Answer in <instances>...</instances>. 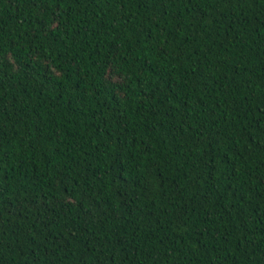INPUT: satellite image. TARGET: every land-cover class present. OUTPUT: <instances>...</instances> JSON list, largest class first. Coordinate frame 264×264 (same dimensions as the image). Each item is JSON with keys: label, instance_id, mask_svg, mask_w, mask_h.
I'll use <instances>...</instances> for the list:
<instances>
[{"label": "trees", "instance_id": "obj_1", "mask_svg": "<svg viewBox=\"0 0 264 264\" xmlns=\"http://www.w3.org/2000/svg\"><path fill=\"white\" fill-rule=\"evenodd\" d=\"M0 264H264V0H0Z\"/></svg>", "mask_w": 264, "mask_h": 264}]
</instances>
